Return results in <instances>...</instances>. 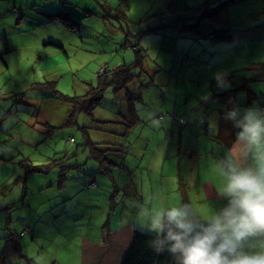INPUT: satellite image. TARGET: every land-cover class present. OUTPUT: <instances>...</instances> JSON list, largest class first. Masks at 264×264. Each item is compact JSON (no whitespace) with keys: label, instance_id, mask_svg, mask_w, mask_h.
<instances>
[{"label":"rangeland","instance_id":"rangeland-1","mask_svg":"<svg viewBox=\"0 0 264 264\" xmlns=\"http://www.w3.org/2000/svg\"><path fill=\"white\" fill-rule=\"evenodd\" d=\"M194 8L215 15L193 27ZM58 11L66 17L51 15ZM218 27L225 30L215 31ZM135 59L141 61L133 67L138 77L127 90L108 86L91 115L80 111L66 123L72 105L64 96L85 94L104 67ZM261 61L264 0H0V251L9 226L24 254L11 264H82L83 240L102 251L106 232L132 227L135 205L146 199L152 206L187 202L201 216L222 207L221 196L207 198L201 190L202 180L223 184L217 171L222 162L211 153L223 137L210 131L217 123L237 130L223 118L234 106L264 108V79L249 82L255 92L249 104L244 90L221 93ZM127 91L139 97L132 99L138 119L126 127V151L113 152L122 164L102 172L87 157L83 129L97 140L106 131L96 119L126 123ZM218 99L225 110L218 109ZM206 106L209 114L218 110L209 121ZM234 137L228 136V146ZM165 149L175 157L161 164L156 156ZM74 151L66 162L77 161L79 168L64 172L56 163L27 171V159L51 164ZM92 176L99 184L91 181L82 191L79 180Z\"/></svg>","mask_w":264,"mask_h":264},{"label":"clouds","instance_id":"clouds-1","mask_svg":"<svg viewBox=\"0 0 264 264\" xmlns=\"http://www.w3.org/2000/svg\"><path fill=\"white\" fill-rule=\"evenodd\" d=\"M223 118L237 131L217 165L222 207L201 216L187 202L135 205L132 230L154 234L149 246L175 264H264V108L234 106Z\"/></svg>","mask_w":264,"mask_h":264},{"label":"trees","instance_id":"trees-1","mask_svg":"<svg viewBox=\"0 0 264 264\" xmlns=\"http://www.w3.org/2000/svg\"><path fill=\"white\" fill-rule=\"evenodd\" d=\"M225 2H223V4L221 5L222 7L225 4ZM200 9L201 8H196L195 11L198 12L190 16L194 18V21L192 22L193 27H198L200 20L205 15H212V16L215 15V11L209 8H206L204 10L203 9L200 10ZM51 15L59 16L61 18L66 17L64 16L65 14L61 11H58L57 13H52ZM221 28L222 27H218L217 29L215 28V31L219 32L225 30ZM193 30L198 31L197 28H193ZM209 34L210 37L214 36L212 31H210ZM227 36H229V34H227ZM136 64H141L140 59H135L130 63L120 64L115 68H110V69L104 68L102 72H99L98 75L99 79L97 85L90 84L85 94H81L80 96L75 95L73 97L64 96L63 98L70 101L72 105V111L70 112L69 118L66 120V123H69L70 121L71 122L74 121L73 117L76 116L75 114L80 111H84L91 115L94 107L100 104L101 100L103 99L105 88H107L108 86H111L115 91L126 89L128 83L131 82L135 77H138V73L133 72V67ZM248 69L252 70L251 74L240 75L239 76L240 82L234 88L224 89L221 91V93L222 92L227 93L228 90H238V89L244 90L246 92V103L247 104L251 103L252 100L255 99V92L249 86V82L252 81L253 79H264V61H261L257 65H253ZM127 93H128L126 98L127 103L125 104L124 109H126V115L127 117L129 116V119H127L126 123L116 120L96 119V121L99 124L100 122L105 123V124L101 123L102 128L100 126H98V128L102 130V133L106 131L105 136H101L97 140L91 139L87 134V132L83 129L84 136H86L85 143H87L90 146V151L88 152L87 157L93 158L96 161H98L99 169L98 167L97 169L99 171L100 170L102 172L109 171L111 170L110 168L111 165L122 164V162L115 160V158L112 156L113 152H116L117 154V152L126 151L125 150L126 145L123 142H127V140H125L123 135L128 131L127 128L130 127L138 119L136 108L133 103V101L135 100L132 99H138L139 97L137 95H133L129 93V91H127ZM225 99L227 100L228 96ZM115 122L117 123V125L123 124L125 125V127L123 126V129L120 131L112 130L113 128L112 129L105 128L106 127L105 125L107 124L112 125L115 124ZM236 131H234V134ZM102 143L105 144L103 149L97 147V144H102ZM108 150H111V152L107 155L105 152ZM76 153H77L76 151H74V153L70 155L69 153H66L62 157H60L56 162H51V164L50 163L34 164L29 159H27L28 160V163L26 164L27 171L29 170L41 171L45 169V165L46 167H48V169H51L56 163L61 166L60 168L64 170V172H68L71 169L79 168V162L77 161L66 162L67 159L71 158L74 155L76 156ZM91 181L94 184H97L96 181L94 180ZM91 181L86 180V182H89L87 186L90 185ZM6 227L10 230V232L6 235L3 247L0 251L1 252L0 264H11L14 259L20 258L24 255L22 252L20 242L17 238V233L15 231L14 233L9 226ZM109 234L110 232L108 233L106 232L105 237H103L102 244H104L103 245L104 249L100 252L97 250H91L87 246L91 243L88 240L85 239L83 240L82 243L83 247L81 248L82 264H175L174 258L167 251H164L162 253H156L149 246L150 241L153 239L154 234H150L141 230H132L130 242L128 243V246L124 250V253L121 255L115 254L112 251H110L108 248L107 249L105 248L110 239ZM94 257L96 260H90V258H94Z\"/></svg>","mask_w":264,"mask_h":264},{"label":"crops","instance_id":"crops-1","mask_svg":"<svg viewBox=\"0 0 264 264\" xmlns=\"http://www.w3.org/2000/svg\"><path fill=\"white\" fill-rule=\"evenodd\" d=\"M25 6H27V5H25ZM31 6H33V4ZM195 9L196 8H194V11H195ZM18 10H19V12L22 11L21 9H18ZM196 12H198V11H195L193 14H196ZM22 16H23V14H22ZM55 43L60 45L61 48H63L65 50V47L63 46L62 43H60L58 41L55 42ZM101 68H103V67H101ZM219 100H221V99H218L217 101H219ZM198 103H199V101H198ZM219 103H220V105H219L218 109H221V108L225 107L224 108V110H225L227 108V106L225 104V101L221 100V101H219ZM207 106L205 108V113H207L208 116H207V114L205 116H207V119L209 121V117H213L214 114H216L218 112V110L215 107H213V108H211V111H210V114H209V112L207 111ZM199 120L203 122V121H205V117L202 115V116H200ZM186 123H187V120H186ZM186 123H184V124H186ZM209 124L210 123L207 122V127L209 126ZM216 133L221 135L223 137V140H222V143L219 144L214 151H211V153L217 160L223 162L224 156L226 154V149L228 147V145H227L228 136L230 137V136H233L235 134H234V130L230 129V127L227 124H226V127H223V126H220L218 123H217V129H215V131H210V134H216ZM179 135H180V133H179ZM169 144H172V143L169 142ZM130 145L131 144H129V147H130ZM209 152L210 151H207L206 152L207 154H205V155H208ZM156 157H158V158H156L157 162H160L161 164H164L167 160L173 159V157H175V151H173V150L169 151V150L165 149L162 153L159 154V156H156ZM161 176H163V174H161ZM87 180L88 181H91V180L96 181L95 180V176H93L92 179H90V180L87 179ZM79 181H80L79 185L82 186L80 189L82 191H85L88 188V186L85 185V181H81V180H79ZM96 183H97L96 185L99 184L97 181H96ZM162 183H163V179H162L161 184ZM200 183H201V190L203 191V193L205 194V196L207 198L220 197L221 196L220 195V190H221L222 186L217 187L216 184H214V183H212L211 181H208V180H202ZM185 198L187 199L188 202H190L188 193L186 194ZM126 227L127 228L124 229V231H122V230L110 231V234H109L110 239H109V242H108V249L110 251H112L113 253H115V254H118V255L123 254L124 250L128 246V243L130 242L131 233H132V227H131V225H127ZM102 237H103V235H101L99 237H96V239L98 241H101ZM90 260H96V259L94 257V258H90Z\"/></svg>","mask_w":264,"mask_h":264},{"label":"built area","instance_id":"built-area-1","mask_svg":"<svg viewBox=\"0 0 264 264\" xmlns=\"http://www.w3.org/2000/svg\"><path fill=\"white\" fill-rule=\"evenodd\" d=\"M160 116H162V115L160 114ZM173 119L176 120V121H178V122H180V123H183V124L186 122V119L185 118H183L181 116H177V115H174L173 116Z\"/></svg>","mask_w":264,"mask_h":264}]
</instances>
